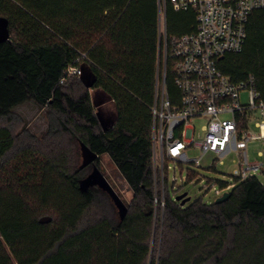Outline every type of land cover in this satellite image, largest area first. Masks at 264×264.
Instances as JSON below:
<instances>
[{
  "label": "trees",
  "instance_id": "1",
  "mask_svg": "<svg viewBox=\"0 0 264 264\" xmlns=\"http://www.w3.org/2000/svg\"><path fill=\"white\" fill-rule=\"evenodd\" d=\"M160 14L159 0H0L10 33L0 43V264H264V184L257 176H232L221 204L182 207L167 187L163 221L156 210ZM165 19L166 83L176 104L172 39L194 31L196 13L165 0ZM247 34L243 53L218 65L235 84L253 77L264 99V9L250 15ZM70 68L82 74L67 76ZM29 102L48 119L42 138L27 129L13 133L16 109ZM81 143L99 159L108 156L132 191L123 220L107 193L80 190L91 168L75 160ZM44 217L52 221L42 224Z\"/></svg>",
  "mask_w": 264,
  "mask_h": 264
},
{
  "label": "built area",
  "instance_id": "2",
  "mask_svg": "<svg viewBox=\"0 0 264 264\" xmlns=\"http://www.w3.org/2000/svg\"><path fill=\"white\" fill-rule=\"evenodd\" d=\"M159 1L164 63L155 85L152 151L156 210L163 221L170 183L174 190L172 199L178 202L175 186L178 172L186 174L182 177L186 184L193 182L197 176L191 180V174L199 169L218 172L215 164L234 152L238 161L231 181L232 176L245 180L264 172V162H251L248 153L251 142L264 144V99L256 90L253 77L235 84L218 65L227 55L243 53L250 15L264 9V0H171L176 11L193 9L196 13L194 31L172 39L170 56L175 60V82L180 91L176 104L166 83L169 50L165 0ZM81 74L77 68L67 72V76ZM244 93L248 94L247 102L242 101ZM196 123L200 125L198 131ZM252 124L259 134L252 133ZM191 149H198L201 156L189 159L187 152ZM207 156L214 159L211 166L203 168L201 161ZM260 156L264 158V152ZM232 183L228 182L225 189H217L215 185L206 188H214L221 197L232 189Z\"/></svg>",
  "mask_w": 264,
  "mask_h": 264
},
{
  "label": "rangeland",
  "instance_id": "3",
  "mask_svg": "<svg viewBox=\"0 0 264 264\" xmlns=\"http://www.w3.org/2000/svg\"><path fill=\"white\" fill-rule=\"evenodd\" d=\"M91 75L89 73L84 74V78L88 83L91 81ZM242 101H248V94H242ZM102 118L106 120V115H102ZM106 126L109 125V122H105ZM203 124V122H202ZM13 133L16 136H19L23 133L24 129H27L30 133L35 134L39 138H42L48 131L49 122L46 117L45 111L38 107L34 102H29L15 111V119L12 122ZM197 131L200 128V125L196 123ZM252 133L259 134V129L255 127L254 124L251 126ZM75 145H73L74 147ZM72 147V148H73ZM74 150V149H73ZM78 153L75 151V160L80 168L83 163L82 153L80 145L78 146ZM264 152V144L262 141L251 142L248 146V153L251 162L263 163L264 158L260 156V153ZM189 159H198L201 156V152L198 149H191L187 152ZM214 157L207 156L202 159L201 165L203 168H207L212 165ZM238 161V156L234 152L227 156L226 158L221 159L215 164L218 172L206 171L199 169L197 172V177L193 182H188L186 184L183 176L186 174L177 173L178 182L175 184L177 188V194L182 195L187 193L188 197L191 199L185 206H188L190 203L196 200H203L204 203L213 204L220 197L216 194L214 188H206V185H215L217 189H220L221 183L233 182L230 180V175H235L234 170L237 168L236 162ZM103 175L106 177L108 182L123 200V202L128 206L133 199V193L129 189L128 185L120 176L116 166L112 163L108 156H103L99 159V165H97ZM92 172V167L89 169L88 174ZM258 179L262 184H264V172H259L257 175ZM174 174L170 175V182H172ZM172 188V183H170ZM115 211L118 214V210L115 207ZM154 259L152 257L151 261Z\"/></svg>",
  "mask_w": 264,
  "mask_h": 264
},
{
  "label": "water",
  "instance_id": "4",
  "mask_svg": "<svg viewBox=\"0 0 264 264\" xmlns=\"http://www.w3.org/2000/svg\"><path fill=\"white\" fill-rule=\"evenodd\" d=\"M10 41V33L8 29V22L5 19L0 18V43ZM90 75L91 73L88 72ZM90 83L93 81L92 75ZM81 153L83 158V163L81 168H86L88 166H92V172L83 180L80 181V190L82 192H87L89 189L98 188L103 192L107 193L111 200L113 201L115 207L118 210V214L123 220L128 213V206L123 202L111 184L108 182L106 177L100 171L98 166L96 165L97 160H99V156L95 154L89 147L85 144L81 143ZM230 198V193H224L223 196L217 199L216 204H221L226 202ZM180 202L181 206L184 207L188 202H190V198L188 194L179 195L176 199ZM52 221L50 217H44L40 220L42 224H48Z\"/></svg>",
  "mask_w": 264,
  "mask_h": 264
},
{
  "label": "flooded vegetation",
  "instance_id": "5",
  "mask_svg": "<svg viewBox=\"0 0 264 264\" xmlns=\"http://www.w3.org/2000/svg\"><path fill=\"white\" fill-rule=\"evenodd\" d=\"M89 167H92V166H89Z\"/></svg>",
  "mask_w": 264,
  "mask_h": 264
}]
</instances>
